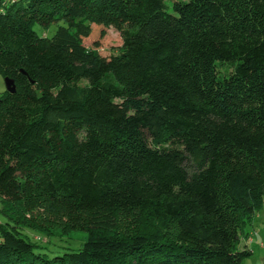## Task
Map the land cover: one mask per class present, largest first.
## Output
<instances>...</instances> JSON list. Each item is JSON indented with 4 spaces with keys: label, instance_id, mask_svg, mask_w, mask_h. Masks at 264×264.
<instances>
[{
    "label": "trees",
    "instance_id": "obj_1",
    "mask_svg": "<svg viewBox=\"0 0 264 264\" xmlns=\"http://www.w3.org/2000/svg\"><path fill=\"white\" fill-rule=\"evenodd\" d=\"M170 8L0 0V75L15 85L0 95V264H239L252 253L237 245L264 196V0ZM106 27L121 38L108 57L84 44ZM50 226L85 235L47 257L23 230Z\"/></svg>",
    "mask_w": 264,
    "mask_h": 264
},
{
    "label": "rangeland",
    "instance_id": "obj_2",
    "mask_svg": "<svg viewBox=\"0 0 264 264\" xmlns=\"http://www.w3.org/2000/svg\"><path fill=\"white\" fill-rule=\"evenodd\" d=\"M172 1L174 0H166L168 10L170 11ZM34 28L39 33H42L43 31V33H45L46 35L51 36L56 29V25H51L44 30H42V28L37 25ZM102 30L104 31V34L101 36L100 31ZM96 41V46L99 54L106 57L110 56L111 54H117L118 48L121 45L120 35L112 27H106L103 29L98 28L91 38L84 40V44L88 47H96L94 44V42ZM86 83V80L83 79L79 85L82 87L85 86ZM5 90L6 87L4 78L0 75V95ZM129 219H132V217H125V221L127 220L126 222L130 221ZM6 221L7 219L0 213V223H4ZM245 230L247 231V233L246 235L241 236L237 248L241 249L242 247H244V244H247V247L252 250V253L243 257L239 264H262L264 260V196L262 198V205L255 212V215L252 218L251 222L246 225ZM23 231L32 243L41 245V248L36 247L34 248V250L45 253L47 257H51L57 253H63L64 251H71L78 248L85 235V233L82 231H73L70 234L59 237L56 235L57 230L53 226L48 227V229H45L43 232H38L37 230L31 229H25ZM52 233L54 234L51 237ZM253 234L255 235L254 241L248 244V239L250 235ZM48 235H50L49 239L47 238ZM47 239L48 242H43ZM259 242H262L263 246H260Z\"/></svg>",
    "mask_w": 264,
    "mask_h": 264
},
{
    "label": "water",
    "instance_id": "obj_3",
    "mask_svg": "<svg viewBox=\"0 0 264 264\" xmlns=\"http://www.w3.org/2000/svg\"><path fill=\"white\" fill-rule=\"evenodd\" d=\"M4 83L6 90L10 93H13L15 91V85L14 82L9 78H4Z\"/></svg>",
    "mask_w": 264,
    "mask_h": 264
},
{
    "label": "built area",
    "instance_id": "obj_4",
    "mask_svg": "<svg viewBox=\"0 0 264 264\" xmlns=\"http://www.w3.org/2000/svg\"><path fill=\"white\" fill-rule=\"evenodd\" d=\"M254 234L253 235H250V237H249V239H248V241L251 243V242H253L254 241ZM261 246L263 245V243L262 242H260L259 243Z\"/></svg>",
    "mask_w": 264,
    "mask_h": 264
}]
</instances>
